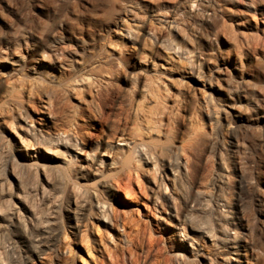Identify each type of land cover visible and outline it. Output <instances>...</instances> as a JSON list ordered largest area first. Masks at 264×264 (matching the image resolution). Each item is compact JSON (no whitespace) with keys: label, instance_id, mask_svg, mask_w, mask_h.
<instances>
[{"label":"rangeland","instance_id":"obj_1","mask_svg":"<svg viewBox=\"0 0 264 264\" xmlns=\"http://www.w3.org/2000/svg\"><path fill=\"white\" fill-rule=\"evenodd\" d=\"M128 31L142 39L133 43ZM96 64L111 72L114 95L93 140L91 170L97 160L118 155L121 164L133 158L149 167L142 153L115 151L111 136L126 133L144 89L169 93L179 101L173 130L185 139L195 128L207 135L195 152L198 186L215 190L219 151L234 191L243 185L246 202L223 233L232 228L243 234L247 264H264V0H0V109L13 90L6 80L16 89H41L89 73ZM191 115L197 122H187ZM6 118L0 113V120ZM165 168L158 164L152 172L158 177ZM105 169L73 178L89 191V204L77 216L65 209L74 203L63 190L58 238L49 249L43 246L41 257L13 234L4 239L5 264H226L228 252L220 245L208 256L179 249L192 238L208 242L196 228L204 213L189 189L185 198L156 207L139 176L133 181L136 201L123 190L114 198L102 184L125 180L127 172ZM97 199L111 209L112 224L100 217Z\"/></svg>","mask_w":264,"mask_h":264},{"label":"bare ground","instance_id":"obj_2","mask_svg":"<svg viewBox=\"0 0 264 264\" xmlns=\"http://www.w3.org/2000/svg\"><path fill=\"white\" fill-rule=\"evenodd\" d=\"M145 32L153 35L151 29H145ZM127 37L133 43L142 39L130 31ZM140 62L145 63L144 59ZM96 65L89 69V73L63 83L55 81L41 89L36 84L38 89L35 85L16 89L12 80H6V85L13 90L5 94L0 109V113L7 116L0 120V264H5L7 249L4 239L8 235L14 234L28 241L38 254L45 251V245L49 249L58 238L57 213L61 193L63 190L69 192L74 206L67 204L65 209L70 215L77 216L81 208L89 204V191L83 182L73 178L85 179L91 171H102L103 167L108 171L127 172L125 180L120 178L102 184L107 195L114 198L123 190L131 202L136 201L133 181L139 176L146 179V189L156 207L162 205V200L173 203L177 197L185 198L189 189L192 202L197 203L204 213L196 228L208 238V242L201 243L192 238L188 245L179 249L194 255H207L211 254L212 247L220 245L228 252L223 258L224 263L247 264L242 252V247H246L243 234L232 231V228L223 233L224 229L234 225L235 216L238 217L246 202L243 185L240 183L238 192L234 191L227 161L219 151L215 190L209 192L198 186L195 152L207 135L195 128L185 139L173 130L172 122L179 110V101L169 93L144 89V100L136 101L131 108L129 117L132 123L129 122L126 133L117 131L111 136L116 141L115 151L133 149L132 153H142L149 167L144 168L140 159L133 162V158L125 159L121 164L118 155L97 160L91 170L93 140L103 129V120L109 115L108 101L114 95L111 72ZM34 70L38 71L39 67ZM186 120L195 123L197 117L191 115ZM168 137L174 140H162ZM163 163L166 168L158 177L154 176V166ZM68 176H72L69 181ZM96 207L102 220L112 224L111 209L99 199ZM174 212L170 211L169 215L175 216ZM209 218L214 226L208 222ZM175 255L181 257L183 254L177 251Z\"/></svg>","mask_w":264,"mask_h":264}]
</instances>
